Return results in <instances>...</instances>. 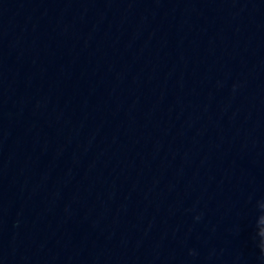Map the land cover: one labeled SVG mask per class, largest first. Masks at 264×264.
Here are the masks:
<instances>
[{"label": "water", "instance_id": "1", "mask_svg": "<svg viewBox=\"0 0 264 264\" xmlns=\"http://www.w3.org/2000/svg\"><path fill=\"white\" fill-rule=\"evenodd\" d=\"M264 0H0V264H264Z\"/></svg>", "mask_w": 264, "mask_h": 264}, {"label": "clouds", "instance_id": "2", "mask_svg": "<svg viewBox=\"0 0 264 264\" xmlns=\"http://www.w3.org/2000/svg\"><path fill=\"white\" fill-rule=\"evenodd\" d=\"M258 207L262 210V214L258 217V234H260L264 231V202L259 203Z\"/></svg>", "mask_w": 264, "mask_h": 264}]
</instances>
